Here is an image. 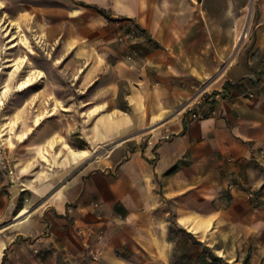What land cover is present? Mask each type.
<instances>
[{
    "label": "crops",
    "instance_id": "0c3cea01",
    "mask_svg": "<svg viewBox=\"0 0 264 264\" xmlns=\"http://www.w3.org/2000/svg\"><path fill=\"white\" fill-rule=\"evenodd\" d=\"M57 1L106 9L157 47L86 61L78 88L98 92L81 111L101 154L82 155L30 224L8 222L0 264H180L178 233L202 244L196 257L264 264V0ZM5 186L0 225L27 212Z\"/></svg>",
    "mask_w": 264,
    "mask_h": 264
},
{
    "label": "rangeland",
    "instance_id": "374dc122",
    "mask_svg": "<svg viewBox=\"0 0 264 264\" xmlns=\"http://www.w3.org/2000/svg\"><path fill=\"white\" fill-rule=\"evenodd\" d=\"M74 13L63 1L0 0V177L6 188L13 189L14 213L27 209L9 221L6 217L0 225V243L8 240V222L26 218L31 223V214L79 165L81 158L74 160L75 153L101 154L87 134L93 120L84 119L81 111L84 100L98 92L96 85L78 88L86 61L93 53L101 59L100 50L108 47L130 61L157 47L142 40L144 34L123 18ZM70 60L76 61L77 69L68 66ZM32 77L31 85L19 90V84ZM120 92V97L129 92L128 83ZM43 151L48 158L44 162ZM172 225L178 230L174 221ZM19 236L32 242L42 233ZM177 236L182 241L180 264H195L194 238ZM202 251L209 262L211 249ZM260 259L249 255L243 264H263Z\"/></svg>",
    "mask_w": 264,
    "mask_h": 264
},
{
    "label": "trees",
    "instance_id": "16d2710c",
    "mask_svg": "<svg viewBox=\"0 0 264 264\" xmlns=\"http://www.w3.org/2000/svg\"><path fill=\"white\" fill-rule=\"evenodd\" d=\"M79 5H83V6H87L90 8H94L95 10H97L101 15H103L106 18H109V12L106 9H103L101 7H98L96 5H90V4H86L84 2H76ZM194 244H198V245H202L200 243H194ZM207 247V246H204ZM212 255H210V258H208L207 260H210L209 262L206 261V257H205V253L202 251L195 259V264H219V262H223L222 259H219L217 257H215L213 255V253H211ZM227 264V263H226Z\"/></svg>",
    "mask_w": 264,
    "mask_h": 264
},
{
    "label": "bare ground",
    "instance_id": "6f19581e",
    "mask_svg": "<svg viewBox=\"0 0 264 264\" xmlns=\"http://www.w3.org/2000/svg\"><path fill=\"white\" fill-rule=\"evenodd\" d=\"M35 80V77H32L31 80H25L23 82H21L19 84V90H24L27 87H29L31 85V81ZM1 103L3 104V102L1 101ZM40 124L39 120H36V125ZM83 155H86V152H82ZM82 155L80 153H75L74 154V160H78ZM47 153L46 151L42 152V161L44 162L45 160H47Z\"/></svg>",
    "mask_w": 264,
    "mask_h": 264
},
{
    "label": "built area",
    "instance_id": "2783aa9c",
    "mask_svg": "<svg viewBox=\"0 0 264 264\" xmlns=\"http://www.w3.org/2000/svg\"><path fill=\"white\" fill-rule=\"evenodd\" d=\"M251 34L248 33V32H243L240 39H248V40H251Z\"/></svg>",
    "mask_w": 264,
    "mask_h": 264
}]
</instances>
